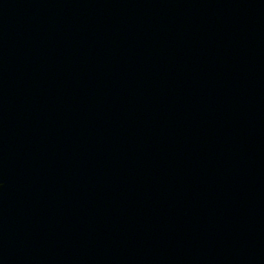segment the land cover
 <instances>
[{"label":"water","instance_id":"1","mask_svg":"<svg viewBox=\"0 0 264 264\" xmlns=\"http://www.w3.org/2000/svg\"><path fill=\"white\" fill-rule=\"evenodd\" d=\"M0 264H264V0H0Z\"/></svg>","mask_w":264,"mask_h":264}]
</instances>
